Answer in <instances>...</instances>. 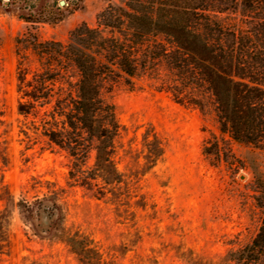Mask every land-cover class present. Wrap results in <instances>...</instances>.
<instances>
[{"label": "rangeland", "instance_id": "obj_1", "mask_svg": "<svg viewBox=\"0 0 264 264\" xmlns=\"http://www.w3.org/2000/svg\"><path fill=\"white\" fill-rule=\"evenodd\" d=\"M9 1L0 0V264H235L230 253L259 228L264 150L222 136L210 101L202 110L177 103L164 88L167 68L155 63L110 94L117 177L106 182L95 151L74 162L18 113V61L31 72L43 62L16 40L65 44L81 24L95 27L109 0H83L59 21L28 23L26 12L5 8ZM213 145L219 158L204 153ZM43 200L60 213L50 233L29 218Z\"/></svg>", "mask_w": 264, "mask_h": 264}, {"label": "trees", "instance_id": "obj_2", "mask_svg": "<svg viewBox=\"0 0 264 264\" xmlns=\"http://www.w3.org/2000/svg\"><path fill=\"white\" fill-rule=\"evenodd\" d=\"M44 1L10 0L5 8L26 12L20 18L28 23L59 21L83 4L53 0L45 11ZM16 44L43 62L31 72L18 61V113L74 162L95 151V171L106 182L117 177L110 94L155 63L167 68L164 88L177 103L202 110L210 101L222 136L264 150V0H109L95 27L81 24L65 44L34 36ZM213 146L204 153L219 158ZM255 182L260 224L230 253L235 264H264V179Z\"/></svg>", "mask_w": 264, "mask_h": 264}, {"label": "flooded vegetation", "instance_id": "obj_3", "mask_svg": "<svg viewBox=\"0 0 264 264\" xmlns=\"http://www.w3.org/2000/svg\"><path fill=\"white\" fill-rule=\"evenodd\" d=\"M29 218L37 231L50 233L57 226L60 213L54 203L43 200L29 211Z\"/></svg>", "mask_w": 264, "mask_h": 264}, {"label": "water", "instance_id": "obj_4", "mask_svg": "<svg viewBox=\"0 0 264 264\" xmlns=\"http://www.w3.org/2000/svg\"><path fill=\"white\" fill-rule=\"evenodd\" d=\"M59 4H60V5H64V1H60Z\"/></svg>", "mask_w": 264, "mask_h": 264}]
</instances>
